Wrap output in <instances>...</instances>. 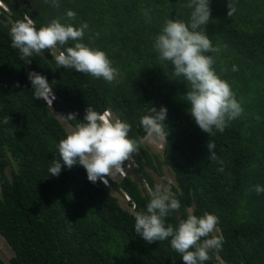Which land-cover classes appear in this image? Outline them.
Masks as SVG:
<instances>
[{"label": "trees", "instance_id": "obj_1", "mask_svg": "<svg viewBox=\"0 0 264 264\" xmlns=\"http://www.w3.org/2000/svg\"><path fill=\"white\" fill-rule=\"evenodd\" d=\"M2 1L8 11L0 9V236L12 257L0 264H184L169 241L147 243L134 230L135 213L146 210L157 178L181 203L167 223L175 225L189 211L219 218L222 250L205 264H264V194L248 191L255 184L264 186V0H235L231 17L228 0H210L205 33L214 45L227 46L217 57L216 71L244 108L215 136L201 130L189 114L190 103L183 99L186 82L172 77L173 65L161 64L152 51L166 18L187 19V0H60L56 10L43 0ZM26 1L36 13L30 17L37 29L53 18L77 27L86 22L83 42L105 51L120 71L119 82L57 69L54 50L33 55L30 64L21 59L11 47L9 29L30 13ZM143 7L151 9L150 23ZM68 10L77 14L75 21L66 17ZM233 65L238 71L231 70ZM32 71L52 84L51 106L34 99L28 79ZM89 106L128 122L129 138L139 145L123 165L131 161L126 176L109 175V187L90 182L80 165L49 176L53 159H60L58 144L69 133L57 114L72 131ZM162 106L167 108L163 123L168 134L161 153L155 154L142 143L147 134L140 118ZM208 141L215 143L222 165L210 161ZM123 193L129 198L123 202L126 208L120 201Z\"/></svg>", "mask_w": 264, "mask_h": 264}, {"label": "clouds", "instance_id": "obj_2", "mask_svg": "<svg viewBox=\"0 0 264 264\" xmlns=\"http://www.w3.org/2000/svg\"><path fill=\"white\" fill-rule=\"evenodd\" d=\"M45 2L54 8L60 7V0ZM183 7L189 10L187 19L166 18L153 38L152 51L161 64L170 62L173 65L172 77L186 82L188 91L183 99L190 103L189 114L201 130L215 136L240 118L244 108L230 83L216 71L217 57L227 46L214 45L205 33V26L211 19L210 0H187ZM227 8V15L233 16L237 10L235 0H228ZM0 9L8 11L2 0ZM141 11L145 22L150 23L151 9L143 7ZM66 17L75 21L77 14L68 10ZM88 29L86 22L77 27L72 23H62L61 18H53L37 29L33 20L25 16L11 24L9 36L11 47L18 49L21 59L28 64L31 63L28 58L33 55L56 50L53 58L57 69H75L109 84L118 83L120 71L113 66L105 51L83 42ZM58 48L62 50L58 51ZM225 70L221 68V72ZM231 70L236 72L238 68L233 65ZM28 79L34 90V99H42L51 106L55 95L47 78L32 71L28 73ZM166 116V107L162 106L158 111L152 107L149 114L140 118V126L148 137L166 140L168 132L163 123ZM67 118L74 119V114H69ZM4 123H8V118ZM130 131L128 122L114 119L113 116L110 118L109 112L100 113L89 106L83 122L60 140V159H53L49 176H58L64 167L71 169L74 165H80L86 170L90 182L95 184L99 180L109 187L107 177L114 171L119 174L130 164L127 162L123 167L125 161L138 150V142L129 138ZM207 148L210 161L222 165L223 161L213 151L216 149L215 143L208 141ZM218 171L223 172L224 168L220 167ZM248 191L262 195L264 186L255 184ZM149 197L146 210L138 211L134 216V230L147 243L169 241L171 249L182 257L184 264H205L212 254L222 250L224 238L219 234V218L215 214L204 212L198 216L189 211L186 218L178 217L174 225L167 223V218L180 211L181 203L171 188L156 184L149 190Z\"/></svg>", "mask_w": 264, "mask_h": 264}, {"label": "rangeland", "instance_id": "obj_3", "mask_svg": "<svg viewBox=\"0 0 264 264\" xmlns=\"http://www.w3.org/2000/svg\"><path fill=\"white\" fill-rule=\"evenodd\" d=\"M45 2V0H43ZM27 2V1H26ZM56 10V8H55ZM45 12H49V10H46ZM54 53L56 54L57 51L54 50ZM57 118L59 119V121L64 125L65 129L68 131V132H71V129H69V126L66 124L65 120H64V116H62L61 114H57ZM143 145L147 148H149L152 152H154L155 154H159L161 153L162 151V148H163V144H164V140H161L159 138H156V137H148L146 135V137L143 139ZM131 163V161H129ZM10 168L9 167H6L5 171H6V174L10 173ZM163 175H164V178L166 180L167 183H171V175L169 174L168 171H166V169L163 170ZM110 176H112L113 178H115V176L117 177H120L118 172H113L112 174H110ZM117 177V178H118ZM131 177L138 181L139 182V185L141 186V188H144L146 191H148V189L144 186V183L143 181H141L139 179V177L137 175H134L132 174ZM156 181H158L159 184H164L162 182H160L158 180V178L156 179ZM165 185V184H164ZM124 193L121 194L120 196V201H121V204L124 205ZM125 207V205H124ZM126 208V207H125ZM12 257V252L9 248V246L6 244V242L4 241V239L0 236V260L4 263H8V261L11 259ZM217 264H225L224 262L218 260Z\"/></svg>", "mask_w": 264, "mask_h": 264}, {"label": "built area", "instance_id": "obj_4", "mask_svg": "<svg viewBox=\"0 0 264 264\" xmlns=\"http://www.w3.org/2000/svg\"><path fill=\"white\" fill-rule=\"evenodd\" d=\"M105 112V111H104ZM103 112V113H104ZM107 112H109V111H107ZM110 113V112H109ZM112 117V114L110 113V118ZM128 169H130V165L129 164H127L126 166H125V168H123L120 172H119V174H120V176L121 177H125L126 176V171L128 170ZM102 182V181H101ZM103 183V182H102ZM105 186H108V184L106 185L105 183H103ZM125 198H126V200H129V198L125 195Z\"/></svg>", "mask_w": 264, "mask_h": 264}, {"label": "flooded vegetation", "instance_id": "obj_5", "mask_svg": "<svg viewBox=\"0 0 264 264\" xmlns=\"http://www.w3.org/2000/svg\"><path fill=\"white\" fill-rule=\"evenodd\" d=\"M26 3L28 4L29 2H26ZM28 7H29V9H30V10H29L30 13H29V14H26L25 16L31 19L30 15H34V14H36V13L32 11L31 6H30L29 4H28ZM25 16H24V17H25Z\"/></svg>", "mask_w": 264, "mask_h": 264}]
</instances>
